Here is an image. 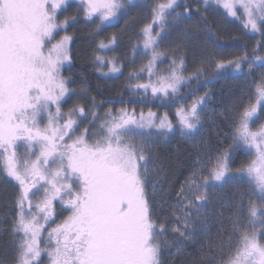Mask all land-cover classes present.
Instances as JSON below:
<instances>
[{"label":"snow or ice","instance_id":"obj_1","mask_svg":"<svg viewBox=\"0 0 264 264\" xmlns=\"http://www.w3.org/2000/svg\"><path fill=\"white\" fill-rule=\"evenodd\" d=\"M213 4L259 36L251 50L245 42L225 58L207 15ZM72 7L0 0V196L13 189L0 199V264H264V0H76L65 14ZM144 8L150 18L140 23L133 9ZM79 15L92 25L94 71L123 74L120 57L102 53L131 33L130 59L144 62L127 79L147 81L126 88L176 104L174 119L127 106L101 113L133 101H98L83 72L70 87L66 29ZM125 17L119 34L96 40ZM201 39L214 50L194 53L189 70V46ZM221 79L240 91L216 112L208 86ZM193 81L206 90L185 102ZM177 136L199 138L182 180L160 153ZM242 155L252 158L233 167Z\"/></svg>","mask_w":264,"mask_h":264},{"label":"trees","instance_id":"obj_2","mask_svg":"<svg viewBox=\"0 0 264 264\" xmlns=\"http://www.w3.org/2000/svg\"><path fill=\"white\" fill-rule=\"evenodd\" d=\"M183 2V0H181ZM189 3L193 4L194 6L197 3V0H188ZM138 10L133 9V14L137 15ZM221 13V11H219ZM195 13H194V19H195ZM208 15V14H207ZM222 15V14H221ZM209 20L212 23L213 31L216 34V38L220 40L221 43L227 45L223 50H237L240 46H242L245 42H247L249 50L255 45L251 41V37L249 34H245V30L238 26V28H235L234 30H231L230 27L225 25V23L220 20L219 17L215 15V13H212V15H208ZM224 16V15H222ZM128 19V17H125L124 19H119L118 22L115 21L113 23V26L106 27L103 32L100 33L98 37H96V40H99L101 38H106L112 33L119 34L121 31V28L123 27L125 20ZM218 22L219 25H218ZM92 25H90L89 29L84 32V35L78 34V46H74L75 54H72V67L71 69H66L63 72L64 76H73L74 79L77 81L76 84L70 85V87L78 88L79 87V81L81 79L80 73H86L87 74V82L88 87L90 89L89 95H95L97 100H103L106 97L115 98L117 101L122 98L125 101H133V103H128L127 106H130L132 104L146 108H151L152 110H159L161 112L172 110L174 111L177 107L176 104H168L163 103L160 100H153L151 99V93L149 92V98L144 99L142 97V90H139L135 92L134 94L129 92L126 88V85H123V78L125 75V71H123V74H117L119 79H105L100 74L96 73L94 69L92 68L90 64V54H91V48H93L95 45L94 43L89 39L88 32L90 31V28ZM201 36H203V33H201ZM236 37H241L242 39H234ZM81 38V39H80ZM135 41L132 40L131 43H134ZM204 42V43H202ZM208 42V43H207ZM131 43L129 42V34L122 35L120 39V45L117 47L116 51L119 56V52L122 54L124 51L131 50ZM210 44L209 47L213 49L211 41H205L203 39L197 40L193 45L189 46V50L192 52V55L203 53L202 50L199 49V44ZM123 45V46H122ZM130 46V47H129ZM122 48V49H121ZM206 51V50H205ZM204 51V53H205ZM104 55H107L106 52L103 53ZM113 54V53H111ZM108 56V55H107ZM227 79H221L219 82L209 85L208 87L211 89L212 92V98H215L218 96V91H220L224 84H222V81H226ZM100 86L99 88L97 86ZM188 88H196L195 92H192L191 94L187 95V99L185 102H191L193 99V96H199L203 94V92L206 90L203 83H197L196 81H193L190 85H188ZM184 89H181V92L184 93ZM232 93L239 94L238 91H231L229 95L221 94L222 99L225 101V103H229L234 97ZM220 95V94H219ZM120 104V103H117ZM227 130L226 124H221V128L219 129L221 135H224V131ZM227 140V137H225ZM211 140L213 143H215L216 137L213 135L211 136ZM179 147V151H176L175 148H171L172 150L165 149L160 147V153L163 157L166 158V162L170 163L173 166V169L175 173L179 176V179H183L184 176L188 174V171L191 169L193 161L196 159L197 152L194 150V148H191L189 144H187V141H184L183 143L177 145ZM176 147V148H177ZM241 161H245L244 156H239L236 158L235 163L233 167H238L241 163ZM13 189L9 186V191L6 196L11 195ZM6 196H0V199L6 198ZM63 215V214H62ZM61 215V216H62ZM55 225V224H53ZM54 227V226H53ZM216 228L213 226L212 231L215 232ZM44 235H47V232L44 233ZM5 254V248L0 244V255ZM10 250L8 251V255H10ZM179 264V261L177 262Z\"/></svg>","mask_w":264,"mask_h":264},{"label":"rangeland","instance_id":"obj_3","mask_svg":"<svg viewBox=\"0 0 264 264\" xmlns=\"http://www.w3.org/2000/svg\"><path fill=\"white\" fill-rule=\"evenodd\" d=\"M69 3H72L73 4V7L71 9H69L68 13H65L67 15H71L75 12V7H76V0H69ZM148 3H152V0H148ZM138 12L137 13V18H138V21L140 23H144V22H147V8H144V9H137ZM219 11H221V13H219ZM212 13H215V15L217 17L220 18V20H222L225 25H227L228 27H230L231 30H234L235 28H238V26L242 27V22L239 21V20H236L235 18L233 17H229L227 16L225 10L221 7H217L215 4H213V6L211 8L208 9V15H212ZM65 14H61V19H63V15ZM224 16H222V15ZM147 18H150V17H147ZM124 19V18H123ZM113 23H115V21H113ZM220 22H218V25H219ZM221 25V23H220ZM90 27V24L87 23L82 15H79L77 20L75 22H69V24L67 25V34L72 36V40L70 41V49H71V55L74 53L75 54V51L76 49L74 50V46L77 47L78 45V34H82L84 35V32H86L87 29H89ZM243 28V27H242ZM64 32H61L60 35H63ZM129 36L131 35V33H128ZM249 36L251 37V41L253 44L256 43V41L259 39V36L258 35H255V34H251V33H248ZM201 35V34H200ZM59 38V37H57ZM81 39V38H80ZM103 39V38H101ZM132 40L135 41V37H132ZM167 43V41L165 42ZM204 43V42H202ZM199 44L200 47L199 49L202 50L203 54H208L209 52L213 51L214 49H211V47H209L208 44ZM208 43V42H207ZM120 43L116 46V48L114 49V51H108L106 52V54L110 57V56H113V55H118L116 51L117 47H119ZM123 46V45H122ZM131 46V45H130ZM129 46V47H130ZM163 46V45H162ZM213 47V46H212ZM131 50H128L129 48L126 49V51H124L122 54L119 52V57H120V63H123L124 65V68H123V71H125V75L124 77H121V79L123 78V85H127L128 83H132V84H135L137 82H146L147 81V73L144 74L143 78L140 80V81H136V80H132V81H128L127 77H128V73L130 71H133L135 69H138L141 65V63H143L144 61L141 60V58L139 56H137L135 62L133 63L130 59L131 55H132V46L130 47ZM122 49V48H121ZM206 50V51H205ZM205 51V53H204ZM224 51V50H223ZM237 51V50H236ZM235 50H227V51H224L225 53V58H230L227 54L228 53H234L236 52ZM105 53V52H104ZM113 53V54H111ZM103 54V53H102ZM192 60H193V55H192V52L189 50L188 51V63H189V70H191V65H192ZM168 64V61L165 60L163 62L162 65H160V67H166ZM115 76L117 74H114ZM119 79V78H118ZM222 84H224L223 88L218 91V96H216L215 98H212L211 101H209V105L210 107L214 108L216 110V112H219L222 108L226 107L229 103H225V101L222 99V96L221 94L225 95H229V93H231V91H240L239 87L237 86L238 82L235 81V80H232V79H227L226 81H222ZM220 94V95H219ZM99 101V100H98ZM77 97H72V99L68 100V102L64 105V108H68L70 106H72L74 103H77ZM124 106H127V105H122V104H112V105H108V104H105L104 105V108H101L100 111L101 113H103L105 111V109H107L108 107H112V108H121V107H124ZM129 109H132V108H135L137 113H139L141 110L147 112L149 108H146L145 106L143 107H139V106H136L134 104L130 105V106H127ZM154 112H159V113H169L170 117H172L174 119L175 117V110L172 111V110H169V111H165V112H161L159 110H152ZM219 123V121H218ZM209 126L206 124L205 125V128L207 129ZM199 140V138H198ZM198 140L196 141H192V142H187V144H189V146L191 148H194V150H196V144L198 143ZM184 141H180L179 140V137H173L172 140L166 145V146H161L162 148H165V149H169V150H172L171 148H175L177 147V145L183 143ZM197 152V151H196ZM162 154V153H161ZM244 158H245V161L248 160V159H251L252 157L251 156H245L243 155ZM58 219V218H57ZM60 219H58L57 222H59ZM53 225V224H52ZM51 225V226H52ZM55 226V225H53ZM45 264H46V257H45Z\"/></svg>","mask_w":264,"mask_h":264},{"label":"flooded vegetation","instance_id":"obj_4","mask_svg":"<svg viewBox=\"0 0 264 264\" xmlns=\"http://www.w3.org/2000/svg\"><path fill=\"white\" fill-rule=\"evenodd\" d=\"M166 259H167V257H166Z\"/></svg>","mask_w":264,"mask_h":264}]
</instances>
